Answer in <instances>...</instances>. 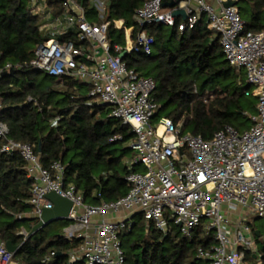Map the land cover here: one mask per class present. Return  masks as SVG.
Listing matches in <instances>:
<instances>
[{
    "label": "built area",
    "instance_id": "1",
    "mask_svg": "<svg viewBox=\"0 0 264 264\" xmlns=\"http://www.w3.org/2000/svg\"><path fill=\"white\" fill-rule=\"evenodd\" d=\"M90 1L103 19L106 0ZM237 1L173 0L175 6L168 8L163 0H150L135 13L139 29L135 38L134 27L125 29V52L150 56L154 40L145 31L147 25L173 28L180 19L178 29L184 32L206 15L207 28L220 38L225 60L236 76L245 75L250 87L245 95L257 99L249 130L239 133L227 126L207 141L182 135V126L169 119L153 122L160 108L153 98L156 83L129 69L117 54L121 48L112 52L107 39L109 23L90 22L75 0H29L30 12L39 18L40 31L49 39L36 47L30 62L18 67L87 84L88 105L97 98L95 103L109 110L108 117L131 127L135 134L128 144L135 154L127 161L129 192L115 202L93 206L74 185L64 184L65 168L60 162L50 171L43 169L31 145L8 139V127L0 119V140L6 141L1 152L18 151L28 164V176L33 180L32 215L39 219L44 209L53 208L47 199L52 192L73 203L62 232L67 241H80L69 253L71 263L127 264L120 235L131 230L135 214H142L163 233L174 225L187 238L201 227L214 241L209 249L198 250V257L208 264H248L246 254H257L248 217H264V32H246L238 7H224ZM73 7L79 9V16ZM178 10L185 11L186 19L173 16ZM114 25L121 29L123 22ZM69 34L75 35L78 44L63 39ZM13 68L0 64V79ZM1 109L0 95V113ZM18 236L26 240L28 232L21 229ZM0 264H18L1 242Z\"/></svg>",
    "mask_w": 264,
    "mask_h": 264
},
{
    "label": "trees",
    "instance_id": "2",
    "mask_svg": "<svg viewBox=\"0 0 264 264\" xmlns=\"http://www.w3.org/2000/svg\"><path fill=\"white\" fill-rule=\"evenodd\" d=\"M75 1L90 22L109 23L107 39L113 53L122 49L120 55L126 47L125 29L134 27L135 38L139 31L135 13L150 0H106L103 19L92 1ZM172 1L163 0L164 4ZM237 7L246 32H264V0H238ZM119 21L123 22L121 29L114 25ZM179 24L180 19L173 28L147 25L145 31L154 40L153 54L125 52L122 60L129 69L155 81L157 116L164 114L162 118L181 125L182 135L208 141L227 126L244 132L237 119L252 123L249 116L256 114L257 107V99L245 95L250 87L244 73L236 76L225 60L220 38L207 28L206 15H201L193 29L180 32ZM40 25L30 12L29 0H0V64L14 66L0 79V119L8 127V139L31 145L43 169L50 171L60 162L65 168L64 184L74 185L87 204L115 202L130 190L127 161L135 154L128 144L135 134L131 127L108 117L104 105H88L87 84L46 74L47 80H39L43 72L18 67L30 62L36 47L49 39ZM63 39L78 44L74 34ZM5 143L0 140V242L19 247L14 256L18 264H86L70 262L69 253L80 241L51 235L48 227L26 240L18 236L21 229L29 233L38 222L29 204L33 180L18 151L1 152ZM131 224V230L120 235L127 264H208L198 257V250L209 249L214 241L201 227L187 238L173 229L163 233L142 214H135ZM255 238L257 254L247 253L245 261L264 264L262 234Z\"/></svg>",
    "mask_w": 264,
    "mask_h": 264
},
{
    "label": "water",
    "instance_id": "3",
    "mask_svg": "<svg viewBox=\"0 0 264 264\" xmlns=\"http://www.w3.org/2000/svg\"><path fill=\"white\" fill-rule=\"evenodd\" d=\"M165 7L173 8L175 6V3L172 2L170 4H165ZM236 2H227L224 4L225 8H232L236 7ZM73 11L79 16L80 11L77 9V7H73ZM174 17H182L183 19H186V13L184 10H178L173 13ZM125 52L121 54V58L125 56ZM4 74L2 75V77ZM47 199L53 204V208L51 209H44L40 218L38 219V222L36 225L33 226L32 230L28 233V238L31 236L37 234L39 231L47 227L53 222L56 221H67L69 217V213L71 211V208L73 206V203L61 196H59L57 193L52 192L47 195ZM256 237H260V231H255ZM7 250L14 254V256L17 254L19 247L14 246L12 242H7L5 244Z\"/></svg>",
    "mask_w": 264,
    "mask_h": 264
},
{
    "label": "rangeland",
    "instance_id": "4",
    "mask_svg": "<svg viewBox=\"0 0 264 264\" xmlns=\"http://www.w3.org/2000/svg\"><path fill=\"white\" fill-rule=\"evenodd\" d=\"M38 79L39 80H47L48 77H46V75L44 73H40L38 75ZM93 102H98V99L95 98L93 99ZM249 115V114H248ZM164 117V114H160V115H156V118L154 119V123L157 124L159 119ZM237 121L241 124H243V129L244 131L249 130L252 126V123L248 120L242 119V118H238ZM264 157V155H263ZM139 171H141V169H139ZM248 223L249 226L251 227V229L255 232V231H260V233L262 234V238L261 240L264 241V217H248ZM68 225V221H56L51 223L50 225H48L47 230L49 231V233L51 235L53 234H62L64 228ZM171 229H173L176 232H179V228L176 226H171ZM257 248V245H256Z\"/></svg>",
    "mask_w": 264,
    "mask_h": 264
},
{
    "label": "bare ground",
    "instance_id": "5",
    "mask_svg": "<svg viewBox=\"0 0 264 264\" xmlns=\"http://www.w3.org/2000/svg\"><path fill=\"white\" fill-rule=\"evenodd\" d=\"M118 25H120V24L118 23ZM162 131H163V128L160 129V133H162Z\"/></svg>",
    "mask_w": 264,
    "mask_h": 264
}]
</instances>
